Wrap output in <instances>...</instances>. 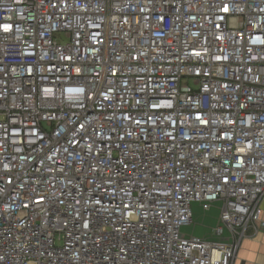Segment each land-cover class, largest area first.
<instances>
[{
	"label": "built area",
	"instance_id": "obj_1",
	"mask_svg": "<svg viewBox=\"0 0 264 264\" xmlns=\"http://www.w3.org/2000/svg\"><path fill=\"white\" fill-rule=\"evenodd\" d=\"M263 231L264 0H0V264H234Z\"/></svg>",
	"mask_w": 264,
	"mask_h": 264
},
{
	"label": "rangeland",
	"instance_id": "obj_2",
	"mask_svg": "<svg viewBox=\"0 0 264 264\" xmlns=\"http://www.w3.org/2000/svg\"><path fill=\"white\" fill-rule=\"evenodd\" d=\"M220 204H215L208 212H205L199 203L193 205V223L182 228L186 236H199L206 239H214V228L219 225Z\"/></svg>",
	"mask_w": 264,
	"mask_h": 264
},
{
	"label": "crops",
	"instance_id": "obj_3",
	"mask_svg": "<svg viewBox=\"0 0 264 264\" xmlns=\"http://www.w3.org/2000/svg\"><path fill=\"white\" fill-rule=\"evenodd\" d=\"M234 264H264V231L244 239Z\"/></svg>",
	"mask_w": 264,
	"mask_h": 264
}]
</instances>
